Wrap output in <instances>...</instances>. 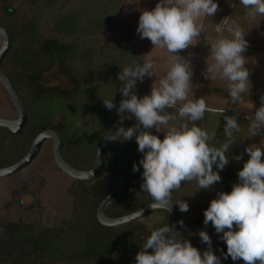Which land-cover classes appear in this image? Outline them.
I'll return each mask as SVG.
<instances>
[{"label": "rangeland", "instance_id": "rangeland-1", "mask_svg": "<svg viewBox=\"0 0 264 264\" xmlns=\"http://www.w3.org/2000/svg\"><path fill=\"white\" fill-rule=\"evenodd\" d=\"M0 1V25L9 30L11 27H26L32 23V28L35 30L34 36L37 35L36 38L49 42L54 47L61 43L77 42V46L70 51L71 55L65 57V63L59 62V54L56 50H53L51 58L44 57V66L39 69L41 70V79L38 81H34L32 75L37 69L25 70L15 65L18 61L17 58L25 48L24 46L30 47L34 52L37 43L33 40H27L24 43L17 40L15 54L8 56L13 49L14 42L12 43L4 58L3 68L12 80L21 85L22 92H20L23 93V99L25 97L28 101L27 104H31L38 97L41 92L39 86L42 84L43 88L56 87L60 89L63 98L66 99V107H60L56 111L57 107L50 105L47 107V111H43L44 113L41 112L37 115L32 112L30 115L33 121L35 119L34 122L37 126L31 123L28 128L24 127L25 133L21 137L14 136L9 131L0 128V143L6 150L16 148V146H25V150L28 151L41 129L42 123H45V119L39 116L49 112L53 115L51 119L53 124L66 123L64 136L60 132L63 141L67 143L64 142L66 144V147L63 148L64 157L72 165L86 169L85 167H89L93 163L94 144L104 137L97 121L95 124L93 123V127L91 125L90 129H82L83 124L79 114L89 115L91 112L95 116L106 114V119L110 120L109 126H111L115 119L120 117L117 109L122 99H125L121 91L118 93L115 82L119 80V73L124 67L133 65L137 61L142 64L143 56L155 63L156 77L145 76L142 82L137 80L136 87L132 90L139 98L150 95L156 79L165 76L169 70L166 64L162 65V61L171 63L172 54L166 49L154 48L149 39H141L137 32L142 12L154 9L160 0ZM215 2L219 5V11L213 17L201 18L198 21L203 25L199 42L194 46L190 45L189 47H193L192 50L187 48L182 55L185 59L189 57L188 60L191 62L193 71V91L189 93L188 98L191 100L203 97L209 107L225 109L222 116L205 113L204 119L196 122L198 126L209 133L216 132V139L212 141L214 143L221 145L226 140L224 136L225 117L233 116L237 119L240 131L234 133L233 139L236 141L230 146L227 155L229 163L240 171L250 159L246 152L248 147L255 145L264 148V128L260 129L255 136H250L249 132L250 118L261 106L262 97H264V16L258 15L255 19L247 17L246 10L239 0H215ZM6 6L10 7L12 12H9ZM226 9L228 10L226 11ZM224 14H227L225 19L229 16V24L238 25L246 33L245 39L249 42L243 55L248 60L246 67L250 72L251 86L248 95L244 96L240 104H234L230 100L226 81L219 78L215 81L205 78L208 61L212 62L211 45L207 43L206 37L211 40L220 38L221 34L217 33L215 29L217 23L222 21ZM59 16H64L66 23L72 21L74 30H57V24L62 27L59 24ZM62 25L66 26L65 23ZM223 35L228 36V33L225 32ZM2 40L3 38L0 36V46ZM188 54L190 55L188 56ZM76 90L75 98L78 101L74 106L76 99L72 100L70 95ZM79 92L81 96H79ZM112 98L116 107L109 110L104 106L103 99ZM70 111L71 115L68 117ZM166 111L172 112L173 109H166ZM17 116V109L8 91L0 82V117L17 118ZM127 116H129L128 112ZM77 122H79V126ZM186 122V120L178 118L171 121L169 126L174 124L180 127ZM137 123L138 121L133 116L131 119L120 121L115 128L117 131L119 127H133ZM166 130L167 127H164L162 131L154 129V132L165 136L163 131ZM71 140H75V143H69ZM132 141H135V136L132 140L125 142L131 144ZM79 143L82 146L81 151H79ZM70 144H76L77 150H73ZM53 146V140L47 139L31 164L14 174L0 177V264H136L135 258L138 252L131 250L114 249L109 254L70 259L59 256L52 257L41 252L39 256L28 242L22 244L17 241L18 230L14 229L13 224H20L24 229L29 226L34 227L39 231L58 227L62 220L68 219L72 215L74 196L70 193L69 188L76 184L77 180L58 166L54 159ZM6 154L12 159L19 156L18 150H11L9 154L8 152ZM7 155L0 151V161H8ZM79 157L85 158L87 162H79ZM237 157H241V159H237ZM213 170L219 171L222 178L214 186L205 190L199 189L195 180L182 182L180 189L173 194L174 203L183 200L189 205V210L182 212L183 224L180 231H187L190 223L198 215L204 216L211 201L218 198L217 194L226 192L222 171L216 165L213 166ZM131 173H133V166L128 163L127 177ZM106 177L111 183L116 179V177L112 178L111 172L106 174ZM124 188L119 195L121 197L124 196ZM129 194L131 195L128 197L130 201L134 195L131 192ZM111 205L107 208L109 212L112 210ZM166 217L167 214L163 211H153L135 220L138 223L133 228L136 231L141 230L144 234L151 233ZM222 235V233H216L215 228L210 234L211 250L216 256L227 253V245L221 239ZM201 243L200 252L203 254L204 251L209 250V245ZM22 248H29L27 250L29 252L19 251ZM235 263L244 264V261L236 260Z\"/></svg>", "mask_w": 264, "mask_h": 264}, {"label": "clouds", "instance_id": "clouds-1", "mask_svg": "<svg viewBox=\"0 0 264 264\" xmlns=\"http://www.w3.org/2000/svg\"><path fill=\"white\" fill-rule=\"evenodd\" d=\"M239 3L247 17L264 16V0H239ZM218 11L215 0H160L154 9L144 10L137 32L141 39H149L154 48L171 53L172 63L166 75L156 79L150 95L143 98L132 90L137 80L142 82L145 76L156 77L154 61L145 59L142 64L137 61L119 73L120 91L125 99L120 102L118 115L121 121L134 116L138 123L133 127H119L107 138L130 141L135 136L138 151L144 154L139 162L144 169L141 188L152 198L153 209L170 212L172 193L180 189L182 182L195 180L198 188L205 190L220 182V173L214 171L213 166L223 170L229 163L227 153L236 141L233 135L240 131L237 119L226 116L225 142L219 147L211 143L216 139V132L209 133L196 122L202 121L205 113L222 116L225 109L209 107L203 97L189 100V93L193 91L192 66L179 54L199 42L203 25L198 21L213 17ZM215 30L221 34L220 38L206 37L211 45L212 62L208 61L205 78L226 81L230 100L240 104L251 86L246 67L248 60L243 55L249 46L246 33L238 25L229 24L228 19L217 23ZM225 32L228 36L223 35ZM103 103L109 110L116 107L113 98L103 99ZM125 111L129 116L123 115ZM178 118L187 122L180 127L169 126ZM164 127L167 130L163 131V140L151 131H162ZM262 128L264 97L250 118V136H255ZM246 152L250 159L238 172L239 183L232 185L230 193L219 192L218 198L211 201L204 212V224L211 222L216 233L223 234L221 239L227 245L225 259L230 256L233 261L242 259L244 264H264V148L252 145ZM133 171H139V165L134 164ZM175 204L181 212L189 210L188 203L183 200ZM177 235L169 224L153 230L137 253L136 264H221L220 258L211 250V238L206 231L199 232L202 242L209 245V250L203 254L189 240L178 239Z\"/></svg>", "mask_w": 264, "mask_h": 264}, {"label": "trees", "instance_id": "trees-1", "mask_svg": "<svg viewBox=\"0 0 264 264\" xmlns=\"http://www.w3.org/2000/svg\"><path fill=\"white\" fill-rule=\"evenodd\" d=\"M6 8L9 12H12V9L10 7L6 6ZM64 20V16H59V24H61L62 27L57 24L56 29L61 31L74 30V27H72L74 24L71 23L72 21H68V23H66ZM63 23H65L66 26H63ZM32 25L33 24L31 23L29 26L26 27H11L10 31L12 33L14 45L13 49L9 52L8 56H12L15 54L14 51L17 48V44L15 42H17V40L22 43L27 40H33L35 43H37L34 52L30 49V47L24 46L25 48L23 49L21 55H19V58H17L18 61H16L15 65L25 70L37 69V71H34L32 75L34 77V81H38L41 79V70L39 69L44 66V57L51 58L53 50H56L59 54V62L65 63V57L71 55L70 51L77 46V42L72 41L70 42V44L61 43L59 46L54 47L49 44V42L43 40L41 41L40 38H36L37 35L34 36L35 33L33 32L35 30H33ZM115 82L117 86V91L119 93L120 87H122V83L119 80H116ZM14 84L19 90L21 98L25 106L27 107V111L29 113V119L25 126V129L31 126V123H34V126H37L34 122L35 119L33 121V118L30 115L32 112L37 115L41 114V112L44 113L43 111H47V107L50 105H54L55 107H57L56 111L60 107H66V99L63 98L60 89H57L56 87L43 88V85L41 84L39 86L41 88V92L40 94H38V97H36V99H34L31 104H27L28 101L25 99V97L23 99V93H21V85H19L16 81H14ZM76 94L77 90L75 91V93L70 95L72 100L76 99ZM79 96H81L80 92ZM77 101V99L74 101V106H76L75 102ZM70 115L71 111L68 117H70ZM39 117L45 119V123H42V127L39 132L47 128H54L59 132H62L64 136V131L66 130V123L53 124L51 122L53 115H51L49 112ZM79 117L81 118V123L83 124L82 129H90L91 125L93 127V123L95 124V122L97 121V124L100 125L98 127L100 128V130H102L103 137L107 135L110 127L109 124L111 122L110 120L106 119V114H97L95 116L91 112V114L89 115L85 113H82L81 115L79 114ZM0 128L9 131L14 136L21 137L25 133V129L21 133L16 134L6 127ZM151 131L154 135L159 136L161 140L164 139V136L156 134L154 132V129H152ZM114 132H116V128H114ZM66 135L70 137L68 133H66ZM102 139H100L98 143L94 144L92 161L93 163L89 167H85L86 169L91 168L94 165L95 152L97 151L98 145ZM64 142L66 143V141ZM71 142L75 143V140L69 141V143ZM132 142L133 143L129 144L128 142L123 141L128 152V163L132 164V166L134 164L139 165V171H133V173H131L130 176L127 177L124 188L125 192L123 193L124 196H119V198L112 203V210L110 212L107 209V214L112 217L130 213L132 211L144 207L145 205L153 201L152 198L147 193H144L141 188V184L143 183L142 173L144 169L143 166L139 164V162L141 159H143L144 154L138 151V144L136 142V139ZM212 144L217 147L220 146V144L218 143L212 142ZM70 145L72 146L73 150H77V146H75L76 144ZM81 149L82 146L81 143H79V151H81ZM8 150L4 149L3 145L0 143V151H2V153L7 155L6 152H8L9 154L11 150H18L19 156L12 159L7 155L6 158L8 159V161H0V163H2L0 164V166L10 165L21 159L27 153V150H25V146H16V148L13 147L9 148ZM10 159L12 160L9 161ZM105 159V169L96 178L90 180L76 179L77 183L79 184L76 183L69 188L70 193H72L74 196L73 210L70 218L62 220L61 224L58 227L48 229L46 228L44 230L41 229L39 231H37L34 227L29 226L28 228L24 229L20 224H13L14 229L18 230L17 241L22 244L28 242V244L35 250L36 254L38 255L41 252L49 254L52 257L59 256L61 258L63 257L70 259H74L76 257L82 258L109 254L114 249H124L131 250L134 252H140L142 250L143 243L146 241L150 233L144 234L141 230L136 231V229H134L133 227L138 222L132 221L119 226H106L100 223L97 218V208L99 204L104 199V197L110 192L115 183V181L111 183V181H109V179L106 177V174L111 172V176H113V179H115L114 177H116L117 175L118 155L113 147L108 148ZM83 161L87 162L85 158L79 157V162L83 163ZM221 171L224 176L223 179L226 192L230 193L232 191V185L239 183V170L231 163H228ZM130 192L132 195H134V197L129 201L128 197L131 196L129 194ZM174 193L175 191L172 193V201L174 198ZM155 211H163L167 214L166 219H163L161 224L157 226V229L167 224H169V226H172L171 220L173 219V215L171 214V212L165 209H158ZM204 218V216L198 215L190 223L187 231H180L179 233V238L189 240L192 246L196 247L199 251L202 245V240L199 236V232L202 230L206 231L210 236L212 230L214 229L211 222L208 225L204 224ZM28 249L29 248H22L19 249V251L28 253ZM149 251L151 252L153 250L149 249ZM218 257L220 258L221 264H236L230 256H228L227 259H225V255H219Z\"/></svg>", "mask_w": 264, "mask_h": 264}, {"label": "water", "instance_id": "water-1", "mask_svg": "<svg viewBox=\"0 0 264 264\" xmlns=\"http://www.w3.org/2000/svg\"><path fill=\"white\" fill-rule=\"evenodd\" d=\"M0 36H2L3 38L2 44L0 46V82L8 91L11 100L18 112L17 118L0 117V127H6L13 133L19 134L23 131L28 121V111L21 98L19 90L17 89L14 82L3 68L4 58L9 52L13 43L12 33L7 27L0 25ZM177 107L179 106L177 105ZM126 114L127 111L123 113L124 116ZM120 121H121V116L118 117L112 123L107 135L100 141L96 151L95 163L91 168L81 169L69 163L63 155V148L65 146V143L63 141V137L61 133L54 128H47L40 131L36 135L29 150L21 159L10 165L0 167V177L14 174L20 171L21 169L27 167L37 157L43 143L47 139H52L54 142V146H53L54 159L58 164V166L63 171H65L67 174H69L70 176L76 179H82V180L94 179L105 169L106 152L108 148L113 147L118 155V169H117L116 180L110 192L104 197V199L99 204L97 208V218L100 221V223L106 226H119L138 220L148 215L149 213L158 210V209H153L151 207L153 201L140 209H137L135 211L120 216L112 217L107 214V208L120 195V193L124 188L127 178L128 154H127L126 146L123 143V141L120 140L113 141L107 138L108 135L113 134L115 126ZM137 212H140L142 214L137 216L135 215V213ZM170 212L174 218L171 227L173 228L174 233L178 234L177 238L179 239V233L182 227V224L180 222L183 221V215L179 207L174 202L171 205Z\"/></svg>", "mask_w": 264, "mask_h": 264}, {"label": "crops", "instance_id": "crops-1", "mask_svg": "<svg viewBox=\"0 0 264 264\" xmlns=\"http://www.w3.org/2000/svg\"><path fill=\"white\" fill-rule=\"evenodd\" d=\"M228 9H226V11H227ZM227 14H224V17H223V19H222V21L220 22V23H223V21H224V19H225V16H226ZM229 15V14H228ZM212 19V18H211ZM227 19H229V16H228V18ZM190 50H192V48L193 47H188ZM185 52H184V50H182L179 54L182 56L183 54H184ZM190 54H191V51H190ZM190 54H188V56L190 55ZM191 57V56H190ZM145 58H146V56H143V60H145ZM188 59H189V57H188ZM143 60H142V63H143ZM172 63V62H171ZM171 63H164V61H162V65L163 64H166L167 66L166 67H170V65H171ZM165 66V65H164ZM165 67V68H166Z\"/></svg>", "mask_w": 264, "mask_h": 264}, {"label": "flooded vegetation", "instance_id": "flooded-vegetation-1", "mask_svg": "<svg viewBox=\"0 0 264 264\" xmlns=\"http://www.w3.org/2000/svg\"><path fill=\"white\" fill-rule=\"evenodd\" d=\"M10 77V76H9ZM11 78V77H10ZM12 79V78H11ZM13 81V80H12ZM14 82V81H13ZM16 86V85H15ZM113 134H114V132H113ZM177 205V204H176Z\"/></svg>", "mask_w": 264, "mask_h": 264}]
</instances>
